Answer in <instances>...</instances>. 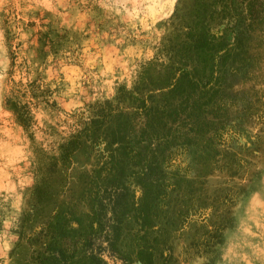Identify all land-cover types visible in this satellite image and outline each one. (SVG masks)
I'll return each mask as SVG.
<instances>
[{"label": "rangeland", "instance_id": "obj_1", "mask_svg": "<svg viewBox=\"0 0 264 264\" xmlns=\"http://www.w3.org/2000/svg\"><path fill=\"white\" fill-rule=\"evenodd\" d=\"M192 1L0 0V264H40V225L57 209L89 212L80 190L94 159L77 149L60 161L59 146L176 41ZM259 37L252 67L225 75L238 118L215 166L189 172L193 201L168 232L166 264H264V24Z\"/></svg>", "mask_w": 264, "mask_h": 264}, {"label": "trees", "instance_id": "obj_2", "mask_svg": "<svg viewBox=\"0 0 264 264\" xmlns=\"http://www.w3.org/2000/svg\"><path fill=\"white\" fill-rule=\"evenodd\" d=\"M186 13L176 41L142 63L130 86L117 85L113 100L94 102L59 146L60 161L77 149L94 159L80 190L90 210L71 221L57 209L40 225V264H107L103 254L119 264L167 263L168 232L193 201L189 172L212 169L233 133L238 116L224 78L252 67L247 48L261 42L264 0H193ZM44 189L34 188L36 203Z\"/></svg>", "mask_w": 264, "mask_h": 264}]
</instances>
